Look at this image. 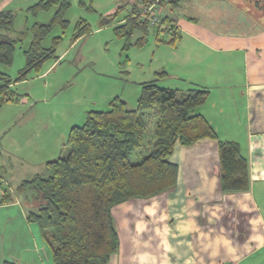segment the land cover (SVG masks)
I'll use <instances>...</instances> for the list:
<instances>
[{
	"label": "trees",
	"instance_id": "obj_1",
	"mask_svg": "<svg viewBox=\"0 0 264 264\" xmlns=\"http://www.w3.org/2000/svg\"><path fill=\"white\" fill-rule=\"evenodd\" d=\"M177 1L184 0H138L126 17L120 18L124 10L121 7L103 19L101 25L116 22L115 32L119 38L138 33L135 42L138 47L147 43L153 28L160 43L176 44L182 36L173 20L160 18V23L152 26L150 16L143 10L155 4L162 6ZM70 6L71 0H41L31 8L34 14L53 8L57 11L49 24L36 23L27 32L15 31L11 13H0V65L12 66L16 47L25 41L29 32L32 34L30 45L24 51L25 67L19 71L16 80L0 70V110L5 104L19 102L20 96L13 88L16 83L25 81L31 71L39 72L44 63L57 58L56 45L61 37L55 38L51 47H44L43 42L55 26L67 27L65 13ZM89 33V24L81 20L76 26L74 41ZM162 33L171 38L164 40ZM129 47L131 45L126 44V48ZM167 76L164 71L157 72L154 81L142 84L135 109L116 97L110 102L108 111L88 112L85 124L70 130L61 155L46 163L49 175L37 174L15 191L17 194L32 191L33 201L27 220L38 225L52 251V264H109L120 248L114 208L174 189L178 182V167L169 159L177 145L191 147L201 140L218 142L222 191H249V164L239 146L219 140L207 119L194 112L207 102L210 92L200 88L182 91L157 85ZM153 117L157 122L149 153L140 155V160L135 162V155L147 146L149 120ZM1 151L0 144V155ZM13 200L9 190H0V206ZM3 264L18 263L6 260Z\"/></svg>",
	"mask_w": 264,
	"mask_h": 264
},
{
	"label": "crops",
	"instance_id": "obj_2",
	"mask_svg": "<svg viewBox=\"0 0 264 264\" xmlns=\"http://www.w3.org/2000/svg\"><path fill=\"white\" fill-rule=\"evenodd\" d=\"M190 20L174 48H161L167 49L158 72L168 73L162 81L178 84L172 89L210 92L195 113L207 119L219 140L239 146L249 164L250 189L245 193L222 191L218 142L201 140L191 147L176 146L169 159L178 167L176 187L151 198L155 202L150 204L118 212L119 205L114 208L120 248L109 264H223L230 260L264 264V29L226 32ZM173 25L180 29L177 21ZM166 85L171 88L170 83ZM4 154L10 156L2 150L1 156ZM3 178L0 175V190L7 187L14 200L0 206V214L6 215L9 224L19 219L22 225L26 216L21 200ZM5 224L0 221V241L8 230ZM126 226L123 239L121 227ZM228 229L242 237L248 232V236L230 243ZM31 249L24 247L22 252L31 253L24 256L0 246V264L6 260L42 264L33 246Z\"/></svg>",
	"mask_w": 264,
	"mask_h": 264
},
{
	"label": "rangeland",
	"instance_id": "obj_3",
	"mask_svg": "<svg viewBox=\"0 0 264 264\" xmlns=\"http://www.w3.org/2000/svg\"><path fill=\"white\" fill-rule=\"evenodd\" d=\"M40 1L0 0V13H11L14 16L15 31L27 32L36 23L49 24L57 11V8H53L48 12L34 14L31 8ZM137 2L138 0H71V6L65 13L67 27L63 29L61 25L55 26L43 42L44 47H51L54 39L61 37L60 43L56 45L57 58L48 60L39 72L31 71L25 81L13 86L20 96L19 102L5 104L0 110L1 149L11 156L0 155V165L3 164L0 175L10 185L13 194L25 180H31L37 174H49L46 163L61 155L70 130L75 125L83 126L88 112L108 111L110 102L116 97L124 99L129 108H136L142 84L155 80L162 65V56H166L167 48H161H174L176 44L160 43L156 39V29L153 28L147 37V43L138 47L135 46L138 33L119 38L115 32L116 22L104 27L101 25L103 19L121 7L124 10L121 11L120 18L126 17ZM262 6V0H184L159 5L156 14L159 18L168 17L177 21L180 34L191 23L190 19L199 23V26L236 32L264 29ZM81 20L89 24L91 33L75 42L76 26ZM161 36L166 41L171 38L169 34L162 33ZM31 40L32 34L29 32L25 41L16 47L12 66L0 65V70L8 73L13 80H16L19 71L25 67L24 51ZM128 43L131 47L126 48ZM168 83L171 88L178 86L174 81L166 80H159L157 85L169 87L166 85ZM149 122L147 146L135 155V162L140 160V155L149 153L148 147L153 141L157 120L153 117ZM31 195L32 191L15 195L21 200V207L25 211L26 219L22 225L19 219L11 225L5 218L6 215L0 214V221L5 222L8 229L0 246L6 247L9 253H12L11 249H16L15 253H22L24 256L31 253L21 250L24 247L31 249L33 246L42 259V264H52V251L43 239L38 225L27 220L29 206L33 201ZM151 202L155 201L132 200L119 205L115 210L118 212L128 206ZM122 215L127 222L125 213ZM125 228L122 230L121 227L123 239L124 233L127 234V226ZM245 236H248V232ZM245 236L242 237L234 229L226 232V240L230 243L243 241ZM230 261L223 264H234V260ZM249 262L251 261H247Z\"/></svg>",
	"mask_w": 264,
	"mask_h": 264
},
{
	"label": "built area",
	"instance_id": "obj_4",
	"mask_svg": "<svg viewBox=\"0 0 264 264\" xmlns=\"http://www.w3.org/2000/svg\"><path fill=\"white\" fill-rule=\"evenodd\" d=\"M158 6H159L158 4H155L153 6H150L147 9H144L143 10V13L144 14H147V15L150 16L149 19H150V23H151L152 26H155V25H157V24L160 23V18L156 14V11H157Z\"/></svg>",
	"mask_w": 264,
	"mask_h": 264
}]
</instances>
